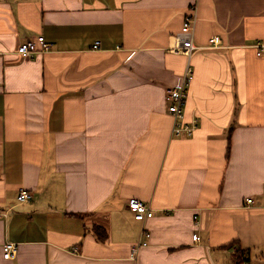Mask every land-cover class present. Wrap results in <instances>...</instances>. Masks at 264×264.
Here are the masks:
<instances>
[{"label": "crops", "instance_id": "0c3cea01", "mask_svg": "<svg viewBox=\"0 0 264 264\" xmlns=\"http://www.w3.org/2000/svg\"><path fill=\"white\" fill-rule=\"evenodd\" d=\"M196 1L0 0V264H230L233 241L264 264V0H198L195 44L223 47L194 54L200 127L171 137ZM38 36L49 52H17ZM131 198L155 211L136 261Z\"/></svg>", "mask_w": 264, "mask_h": 264}, {"label": "built area", "instance_id": "2783aa9c", "mask_svg": "<svg viewBox=\"0 0 264 264\" xmlns=\"http://www.w3.org/2000/svg\"><path fill=\"white\" fill-rule=\"evenodd\" d=\"M199 3L198 0L191 4L189 12L185 16L181 32L176 35L175 40L177 46L173 47V52L181 53L186 57V65L181 77V82L176 87L168 88L165 91V102L167 104V111L172 118L171 137H191L200 127V120L196 113L187 120L185 117V108L187 104V94L189 87L193 81V66L192 58L194 54L200 50L209 49L217 50L223 46L219 36H213L209 40L207 46H198L195 44V27L198 19ZM52 48V44L47 42L43 36H38L31 41L24 43L18 47L17 52L22 56H33L36 53H46ZM94 49L99 48V42L95 43ZM256 54L258 57L264 56V44L255 45ZM18 201L23 203H30L33 200L32 191L21 189ZM246 206L253 204V199L248 197L245 199ZM128 209L133 213L135 220L142 223V230L139 241L132 246L131 257L134 261L137 260L138 253L141 248L148 246V239L151 234L145 227L148 219L152 218L155 211L150 204L144 203L137 198L128 200ZM199 225V223H197ZM194 240L199 242L200 236L194 234ZM5 259L13 258L18 251V246L12 242H6L3 246ZM232 257L236 258L237 247L232 248ZM230 264H237L235 261ZM242 264H247L243 262Z\"/></svg>", "mask_w": 264, "mask_h": 264}, {"label": "trees", "instance_id": "16d2710c", "mask_svg": "<svg viewBox=\"0 0 264 264\" xmlns=\"http://www.w3.org/2000/svg\"><path fill=\"white\" fill-rule=\"evenodd\" d=\"M95 233L97 236H100V238H103L102 240L106 239V230H104L101 227H95ZM233 247H237V253H236V258H235V262L237 264H242L243 262H249V249L247 250H243L238 242H231L230 244H228L225 248H233Z\"/></svg>", "mask_w": 264, "mask_h": 264}, {"label": "rangeland", "instance_id": "374dc122", "mask_svg": "<svg viewBox=\"0 0 264 264\" xmlns=\"http://www.w3.org/2000/svg\"><path fill=\"white\" fill-rule=\"evenodd\" d=\"M230 263H232V262H230Z\"/></svg>", "mask_w": 264, "mask_h": 264}]
</instances>
